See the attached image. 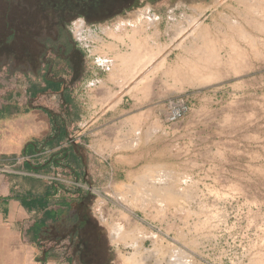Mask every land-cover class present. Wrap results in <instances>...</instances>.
<instances>
[{
	"label": "rangeland",
	"instance_id": "rangeland-1",
	"mask_svg": "<svg viewBox=\"0 0 264 264\" xmlns=\"http://www.w3.org/2000/svg\"><path fill=\"white\" fill-rule=\"evenodd\" d=\"M27 2L0 0L8 74L38 82L46 70L74 86L94 70L122 81L134 54L132 27L117 28L121 21L140 20L133 37L145 51L161 49L115 92L133 110H90L102 117L68 128L65 152L82 154L81 132L97 153L127 155L129 165L126 176L111 178L105 167L104 179L87 175L86 186H102L96 194L60 192L68 208L49 225L46 244L70 264H264V0H95L84 15L35 13L22 8ZM67 39L79 51L66 52ZM177 100L186 111L171 122ZM35 101L62 112L55 94Z\"/></svg>",
	"mask_w": 264,
	"mask_h": 264
},
{
	"label": "crops",
	"instance_id": "crops-1",
	"mask_svg": "<svg viewBox=\"0 0 264 264\" xmlns=\"http://www.w3.org/2000/svg\"><path fill=\"white\" fill-rule=\"evenodd\" d=\"M95 77L100 78L99 83L87 85ZM8 82L13 87L6 93L2 84ZM33 83L36 82L23 76L20 70L13 69L8 74L0 65V264H70L68 254L46 244L49 225L68 208L67 202L56 196L65 190L77 191L80 195L96 194L102 186L95 183L86 186L87 175L93 181L104 179L102 173L108 171L101 168L105 167L109 168L111 178L126 176L124 167L129 161L127 155L113 150L97 153L91 148V141H86L85 135L79 132L82 154L76 155L69 149L67 152L73 157L71 162H66L74 164L76 176L62 174L65 169L61 166L60 154L48 153L59 146L51 147L47 137L56 124L51 116L64 114L66 104L63 99L58 100L63 108L56 115L37 107ZM73 84L71 98L75 110H79L78 127L94 117L96 111L92 115L90 110H133L132 99L125 98L126 94L120 98L115 94L122 81L108 74L86 70ZM101 117L100 114L91 122ZM62 146L59 150L65 148L64 143ZM69 177L75 181L67 180ZM48 214L56 216L55 219L48 218Z\"/></svg>",
	"mask_w": 264,
	"mask_h": 264
},
{
	"label": "trees",
	"instance_id": "trees-1",
	"mask_svg": "<svg viewBox=\"0 0 264 264\" xmlns=\"http://www.w3.org/2000/svg\"><path fill=\"white\" fill-rule=\"evenodd\" d=\"M27 4L22 6L23 9H33L31 12H58L61 11L62 14H69V15H79L83 14L85 9H92L93 0H27ZM34 2V4H33ZM91 4V5H89ZM30 13V12H25ZM84 15V14H83ZM64 19V18H62ZM59 21H62L60 18ZM57 25L59 27V34L63 33V28L61 24L58 22ZM66 52L75 53L79 51L72 46L71 42L67 39L65 41ZM34 91V96L37 97L39 94H55L57 102L59 99H63L64 104H66V110H64V114L59 116H51L53 118V122H56L53 125L55 128L52 130L51 135L47 137L49 141V145L51 147L55 146H62V144L68 139V128L70 130L75 131L77 128V118H78V111L75 110V104L72 101L71 95L73 93V85L71 81L66 82L61 77H52L48 76V71L44 70L41 80L33 83L31 86ZM68 108H71L70 110ZM62 149V148H61ZM72 154L69 152H65V148H63L62 152L60 153V163L61 166L68 167L73 172L76 168H71L69 164L66 162H71ZM50 219H55L56 216H51L50 214L46 215Z\"/></svg>",
	"mask_w": 264,
	"mask_h": 264
},
{
	"label": "bare ground",
	"instance_id": "bare-ground-1",
	"mask_svg": "<svg viewBox=\"0 0 264 264\" xmlns=\"http://www.w3.org/2000/svg\"><path fill=\"white\" fill-rule=\"evenodd\" d=\"M140 14H142V12H139ZM149 15V14H148ZM141 16V15H140ZM147 17V16H146ZM153 17V16H152ZM152 17L150 18V19H152ZM139 19H141V18H139ZM148 20V19H147ZM153 20V19H152ZM141 21L139 20V21H137V23L136 22H130V21H121V22H119V24L117 25V28H121L122 29V27H124L126 24H128V25H131V27H132V30H133V32H132V35H131V38H132V43H133V59H134V65H133V67L130 69V72H129V74H128V76L127 77H123V83H125L126 84V82L127 81H129V80H131L132 78H134L138 73H140V72H142L143 71V69L145 68V66L148 64V63H150V61L151 60H153L155 57H157L158 56V54L160 53V51H161V49L159 48V49H157V50H155V52H150V51H145V48H144V50L142 49V46H140L139 44V42L140 41H138V40H136L134 37H133V35H135L137 32H138V24L140 23ZM151 22V21H150ZM195 22V19H192L191 20V22H190V24L189 25H191V24H193ZM233 22V24H231V25H235V26H237V27H239L240 26V24L237 22V21H232ZM151 24V23H150ZM79 25V24H78ZM141 25V24H140ZM147 26V25H146ZM187 26H188V24H187ZM78 27V26H77ZM115 27V26H114ZM143 27V26H142ZM148 27V26H147ZM81 29V28H80ZM107 30V29H106ZM109 30V29H108ZM184 30V29H183ZM112 31V30H111ZM121 31V30H120ZM122 32V31H121ZM140 34V33H139ZM141 35V34H140ZM113 37V36H112ZM146 37V36H145ZM130 42V41H129ZM148 42H149V40H148ZM128 43V42H127ZM126 46H127V44H126ZM178 46V45H177ZM162 47V46H161ZM152 48V47H151ZM158 48V47H157ZM156 49V48H155ZM150 50V49H149ZM126 55H128V54H126ZM129 57V56H128ZM127 56H126V58H128ZM162 57V56H161ZM130 58V57H129ZM128 58V59H129ZM131 59V58H130ZM132 59V60H133ZM156 60V59H155ZM162 61H163V59H162ZM101 62V61H100ZM103 62L104 63H107L108 65H109V68L111 69V68H114V69H116L117 70V66L116 65H114V63H112V61H111V59H104L103 60ZM118 63H119V61H118ZM125 64H127V63H125ZM129 64H130V62H129ZM128 65V64H127ZM126 66V65H125ZM149 66V65H148ZM121 67V66H120ZM128 67H129V65H128ZM125 68V67H124ZM130 68V67H129ZM148 68V67H147ZM153 69H155V68H153ZM121 70H122V68H121ZM120 70V71H121ZM127 70V69H126ZM152 70V69H151ZM123 71H125V70H123ZM117 73V72H116ZM153 74V73H152ZM206 74V73H205ZM146 75L147 74H143L137 81H135V83L133 84V87L134 86H138V83L139 82H141L142 81V83L145 81V79H146ZM149 75V74H148ZM123 76V75H122ZM117 78V77H116ZM137 78V77H136ZM124 84V85H125ZM121 85V84H120ZM120 87V86H119ZM118 87V88H119ZM122 87V86H121ZM131 87V86H130ZM129 87V88H130ZM120 89V88H119ZM128 89V88H127ZM127 89H126V91H127ZM128 90H130V89H128ZM112 93V92H111ZM104 104V103H103ZM122 144V143H121ZM165 190V189H164ZM166 190H168V189H166ZM164 211V210H163ZM163 216H165V215H163Z\"/></svg>",
	"mask_w": 264,
	"mask_h": 264
},
{
	"label": "built area",
	"instance_id": "built-area-1",
	"mask_svg": "<svg viewBox=\"0 0 264 264\" xmlns=\"http://www.w3.org/2000/svg\"><path fill=\"white\" fill-rule=\"evenodd\" d=\"M186 111V105L182 100H177L170 105L167 119L171 122L177 121L184 115ZM63 147V146H62ZM59 146V149L62 148Z\"/></svg>",
	"mask_w": 264,
	"mask_h": 264
}]
</instances>
